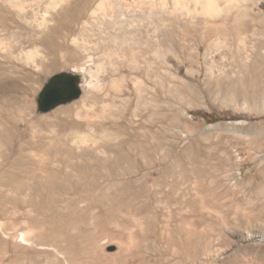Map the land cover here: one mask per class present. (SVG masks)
Masks as SVG:
<instances>
[{
  "label": "rangeland",
  "instance_id": "rangeland-1",
  "mask_svg": "<svg viewBox=\"0 0 264 264\" xmlns=\"http://www.w3.org/2000/svg\"><path fill=\"white\" fill-rule=\"evenodd\" d=\"M98 2L67 0L27 30L39 68L4 60L0 264H264V0H217L212 16L121 6L130 18ZM10 16L0 1L7 42ZM122 20L141 28L142 58L114 48L131 43ZM63 73L80 97L41 113Z\"/></svg>",
  "mask_w": 264,
  "mask_h": 264
},
{
  "label": "bare ground",
  "instance_id": "bare-ground-1",
  "mask_svg": "<svg viewBox=\"0 0 264 264\" xmlns=\"http://www.w3.org/2000/svg\"><path fill=\"white\" fill-rule=\"evenodd\" d=\"M0 1L5 2V3H9L16 10V15H17L16 17L15 16H10L9 17V20H10V24L8 26L9 28L12 27V23H14L13 20H15L17 22V24H16L17 30L12 34L11 37L9 36L10 37V41L7 42V38H0V78H4L7 75L8 69L5 66L6 62L4 60H8L11 57H14L15 59H17L19 61L22 60V58H24L25 60H28V62L32 61L39 68V66L41 64H43L42 62L44 61L45 58L43 57V55H41L38 47L25 48L23 46L22 37L25 34L28 33L27 30L30 27L35 26L36 28H39V29L43 28V27H46L47 26V22L53 20V16H54V15H52L53 11H55L58 6H60L62 3H65L67 0H0ZM159 1H160V4H161V2H165L167 0H159ZM237 1L238 0H223V2L226 3L227 6H229V5L233 6V4H235ZM156 2H157V0H99V2L96 4V8H94V9H96L97 11H100V12L104 11V16H110L112 14L111 17H115L116 13H118L119 15H122V13L124 12L123 7H125V12H126V10H129L132 7H134V8L135 7H137V8L139 7V10H140L141 4H143V5L145 4V5H147V7H152L153 8L155 6ZM170 2L172 4V9H173L174 13H175V10L178 9V8H185L186 4H189V5L193 4V6H195L197 8L200 7V14H204V15L212 16L213 14L217 13V11H218V8L216 7L217 0H170ZM106 6H108L107 8L111 9L110 10L111 12L106 10ZM121 6H123V7H121ZM40 7H43V9H44V14L42 15V17H39V14L41 12ZM120 7L122 8V10H120ZM96 10H92L91 11V14H93V17H94L95 14H97ZM106 11L110 12V14L108 13L109 15H107L105 13ZM133 14L134 13H126V14H123V15H125V17H129L130 18ZM73 15H72V19H73V21H75L77 19V15L76 14L74 16ZM13 18H15V19H13ZM122 21L130 22L131 26L130 25L129 26L130 27H132V26L135 27L133 29V32H130V34H128L129 35L128 38L130 39L131 43H130V45H128V48H127L124 45V43H123V42H126L124 40V41H122L120 43L121 47L116 45V46H114V48H116L118 50H125V51L129 50L130 54H132L134 56L141 55L140 58H142L143 57L142 54L145 51L144 50L142 51V49L140 47V43L141 42H140L139 38H136L138 34H141V31H142L141 28L138 27V26L136 27L135 23H132V20H122ZM110 22H108V23H110ZM119 22H121V21L119 20ZM173 23H177V22H173ZM111 25H114V23L112 22L111 24H109V28H110ZM196 26H194V27L196 28ZM141 27H143L145 32L148 33L149 28H147L145 25L141 26ZM167 27L168 26L165 25L163 30L168 29ZM175 27H176V29L181 31V27H178V25H175ZM9 28H8V30H9ZM145 28H147L148 30L145 29ZM184 29H186V28H184ZM121 30H122V34H124L127 31V28H121ZM129 31H131V30H129ZM185 31H187V29ZM51 32H54V29L51 30ZM132 33H134V34H132ZM117 36H119L121 38V35H117ZM153 36H155V35H153ZM163 36H164V32L162 34V37ZM119 37H114V38L110 37V39L112 38V40H114V41H112V43L113 42H118V41H115V40H118ZM26 38H28V36ZM156 38H157V36H156ZM106 39H109V38L106 37ZM73 42L76 43L75 41H73ZM154 42L155 41L153 40L152 36L151 35H147V38L144 40V49L147 51V53H150L151 49L155 46ZM111 45H114V44H108L107 43V47L106 48L111 49L112 48ZM72 52H73V50H72ZM75 52H76V50H75ZM147 66L150 69L152 64L150 62H148Z\"/></svg>",
  "mask_w": 264,
  "mask_h": 264
},
{
  "label": "water",
  "instance_id": "water-1",
  "mask_svg": "<svg viewBox=\"0 0 264 264\" xmlns=\"http://www.w3.org/2000/svg\"><path fill=\"white\" fill-rule=\"evenodd\" d=\"M81 95L80 78L63 73L54 76L40 93L38 110L48 112L59 105L78 99Z\"/></svg>",
  "mask_w": 264,
  "mask_h": 264
},
{
  "label": "trees",
  "instance_id": "trees-1",
  "mask_svg": "<svg viewBox=\"0 0 264 264\" xmlns=\"http://www.w3.org/2000/svg\"><path fill=\"white\" fill-rule=\"evenodd\" d=\"M195 117H202V118H208L209 115L204 113V112H195L194 114H192Z\"/></svg>",
  "mask_w": 264,
  "mask_h": 264
}]
</instances>
